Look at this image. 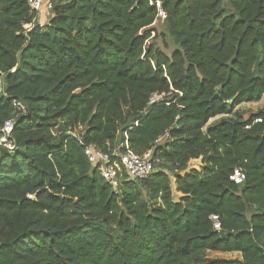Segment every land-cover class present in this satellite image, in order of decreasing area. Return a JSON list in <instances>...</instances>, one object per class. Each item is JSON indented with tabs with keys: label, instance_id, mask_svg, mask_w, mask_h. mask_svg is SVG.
I'll use <instances>...</instances> for the list:
<instances>
[{
	"label": "trees",
	"instance_id": "16d2710c",
	"mask_svg": "<svg viewBox=\"0 0 264 264\" xmlns=\"http://www.w3.org/2000/svg\"><path fill=\"white\" fill-rule=\"evenodd\" d=\"M153 1L164 21L150 0H49L26 29L27 0H0V264H264V111L230 117L264 96V0ZM91 144L155 171L115 191Z\"/></svg>",
	"mask_w": 264,
	"mask_h": 264
},
{
	"label": "built area",
	"instance_id": "2783aa9c",
	"mask_svg": "<svg viewBox=\"0 0 264 264\" xmlns=\"http://www.w3.org/2000/svg\"><path fill=\"white\" fill-rule=\"evenodd\" d=\"M27 3L34 14V19L32 23L25 26L26 29L38 24L43 25V21H46L51 15L52 5L49 0H27ZM150 3L158 7V18L164 21L167 18V14L161 8V2L150 0ZM159 98H161V95H155L151 102H157ZM17 105L20 107L22 106L21 103H17ZM262 121V118H258L255 122L260 123ZM13 130L14 121H6L1 130V146L12 148L11 135ZM160 141L161 138L157 140V142ZM84 152L88 161L92 165L98 167L101 176L115 191L119 188L124 179H147L155 171L152 151H148L143 155H138L133 152L127 144L124 151L118 149L112 154L105 153L94 144L87 145ZM245 178V173L241 169H236L231 176V180L238 185L242 184ZM212 219L214 220L215 229L219 231L221 225L218 217L213 216Z\"/></svg>",
	"mask_w": 264,
	"mask_h": 264
},
{
	"label": "rangeland",
	"instance_id": "374dc122",
	"mask_svg": "<svg viewBox=\"0 0 264 264\" xmlns=\"http://www.w3.org/2000/svg\"><path fill=\"white\" fill-rule=\"evenodd\" d=\"M159 29V31H164L162 23H158L155 25ZM154 36V34H153ZM166 41V42H165ZM165 41H163V38L161 37L157 43L160 47H162L168 54H171L174 50V46L169 38H166ZM167 44V48L164 46ZM160 99V98H159ZM264 111V96L262 99L258 102H251V103H243L235 109V113L231 115L230 117H241L243 119H247L250 116ZM225 117L229 116H219L214 118L210 121L208 126L212 125V123L219 121L220 119H223ZM200 160H192L189 164L190 169H198L200 165ZM172 186H173V196L174 200L178 201L180 199V194L176 192L175 184H174V178H172ZM208 256L212 259L216 258H222V259H228V260H241L242 255L240 253H218V252H208Z\"/></svg>",
	"mask_w": 264,
	"mask_h": 264
},
{
	"label": "crops",
	"instance_id": "0c3cea01",
	"mask_svg": "<svg viewBox=\"0 0 264 264\" xmlns=\"http://www.w3.org/2000/svg\"><path fill=\"white\" fill-rule=\"evenodd\" d=\"M212 120H213V119H212ZM199 162H200V165H199L198 169L200 168V166H201V163H202V162H201V160H200Z\"/></svg>",
	"mask_w": 264,
	"mask_h": 264
}]
</instances>
